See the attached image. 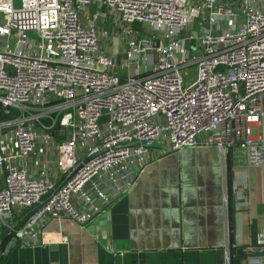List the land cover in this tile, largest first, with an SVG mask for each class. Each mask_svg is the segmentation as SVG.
I'll return each instance as SVG.
<instances>
[{
  "label": "built area",
  "instance_id": "obj_1",
  "mask_svg": "<svg viewBox=\"0 0 264 264\" xmlns=\"http://www.w3.org/2000/svg\"><path fill=\"white\" fill-rule=\"evenodd\" d=\"M200 145L264 166V0H0V264Z\"/></svg>",
  "mask_w": 264,
  "mask_h": 264
},
{
  "label": "crops",
  "instance_id": "obj_2",
  "mask_svg": "<svg viewBox=\"0 0 264 264\" xmlns=\"http://www.w3.org/2000/svg\"><path fill=\"white\" fill-rule=\"evenodd\" d=\"M263 240L264 166L200 145L155 151L108 210L85 226L51 222L40 246L1 264H246L244 249Z\"/></svg>",
  "mask_w": 264,
  "mask_h": 264
},
{
  "label": "water",
  "instance_id": "obj_3",
  "mask_svg": "<svg viewBox=\"0 0 264 264\" xmlns=\"http://www.w3.org/2000/svg\"><path fill=\"white\" fill-rule=\"evenodd\" d=\"M147 46H148L147 43H143L142 44V48H147ZM185 48H187V49L189 48V43L188 42L185 43ZM62 135H63V133H62ZM142 144H143V146H145L147 148H154V149H160L161 148V145L159 143H157V142H154V141L144 142ZM134 145H136L135 142H133V143H126L123 146H134ZM237 264H240V262L237 261Z\"/></svg>",
  "mask_w": 264,
  "mask_h": 264
},
{
  "label": "rangeland",
  "instance_id": "obj_4",
  "mask_svg": "<svg viewBox=\"0 0 264 264\" xmlns=\"http://www.w3.org/2000/svg\"><path fill=\"white\" fill-rule=\"evenodd\" d=\"M19 5H20V0H15V6L18 7ZM135 29L137 31H139L141 29V25L136 24L135 25ZM197 29H198V22L195 23V26L192 28V31L193 32H197ZM187 72H188L189 78H193V71H192V69L188 70Z\"/></svg>",
  "mask_w": 264,
  "mask_h": 264
}]
</instances>
